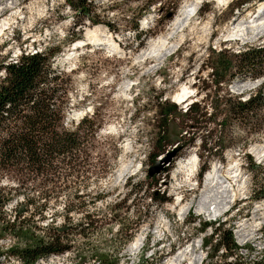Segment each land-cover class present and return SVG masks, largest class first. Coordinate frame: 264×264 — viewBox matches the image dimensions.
I'll return each mask as SVG.
<instances>
[{
	"label": "rangeland",
	"instance_id": "374dc122",
	"mask_svg": "<svg viewBox=\"0 0 264 264\" xmlns=\"http://www.w3.org/2000/svg\"><path fill=\"white\" fill-rule=\"evenodd\" d=\"M11 1L5 0L4 5L12 7ZM259 1L264 2L232 0L222 7L206 0L191 10L179 27L173 24L174 18L188 0H94L91 15L99 18L94 24L68 8L64 0L16 1L23 14L0 35V60L14 61L22 52L58 46L51 63L69 78L66 127L71 129L84 116L92 120L97 136L91 161H102L106 166L105 172L93 167L78 178L68 172L63 191L45 205L42 224L52 218L59 222L66 215L74 250L50 255L35 264H79L76 251L86 257L81 264H98L95 254L109 259L116 255L117 264H163L184 249L191 261L203 264L202 237L210 229L200 232L198 217L224 221V228L232 230L247 261L264 253V199L252 198V172L247 168V155L256 163L264 162V132L246 136L238 124L230 122L227 137L211 150L212 157L202 173L203 179L210 171L213 179L199 182L198 175L202 165L198 154L214 143V132H209L213 125L207 121L208 113L203 115L216 97L208 55L213 49L235 53L248 44H264L263 23L246 29L243 35L230 33L234 26L256 19L253 12ZM11 13L5 11L0 19ZM75 21H80L81 27L72 36L78 31ZM136 23L140 39L131 28ZM167 34L168 43L163 48L140 58L152 39ZM105 39H109L107 43ZM173 45L175 48L168 51ZM163 53L166 58L158 60ZM260 82V78L235 75L223 87L246 97ZM183 85L189 88L185 103L199 104L201 116L193 120L182 114V104L173 97ZM217 93L220 96L222 91ZM165 99L176 103L177 108L167 117L168 140L160 144L156 126L163 122ZM185 124L189 133L178 141L180 125ZM160 148L163 150L152 160ZM174 150L164 169L149 177L148 169L154 162ZM192 155L195 161L186 165ZM122 170L126 174L120 175ZM12 177L16 178L13 174L3 176L2 183L16 185ZM96 191L105 196L91 204L89 198ZM233 191L235 197L230 198ZM33 193L28 196L35 204L41 203ZM15 200L6 204L5 211L11 213ZM17 200H21L20 195ZM81 200L93 210L98 226L85 235L74 228L80 220L86 221L77 205ZM202 203L205 209L201 211ZM63 204H69L67 212H63ZM122 232L131 236L125 238ZM137 236L141 239L131 246ZM16 243L11 237L0 239L1 247ZM0 264L19 262L1 257Z\"/></svg>",
	"mask_w": 264,
	"mask_h": 264
},
{
	"label": "trees",
	"instance_id": "16d2710c",
	"mask_svg": "<svg viewBox=\"0 0 264 264\" xmlns=\"http://www.w3.org/2000/svg\"><path fill=\"white\" fill-rule=\"evenodd\" d=\"M64 2L80 16L88 17L91 23L99 21L98 17L91 15L94 0ZM74 26L78 27V31L72 32V36L79 33L80 21H75ZM131 28L136 31L137 39H140L138 24ZM144 37L138 42L139 45ZM58 50V46H53L31 53L22 52L14 61H7L5 57L0 60V239L11 237L17 242L9 247L0 246V258H15L19 264H35L37 260L50 255L74 250L66 215L59 222L52 218L42 224L45 205L52 196L63 191L68 172L78 178L93 167L106 171L105 162L94 164L91 161L97 136L95 123L84 116L71 129L66 127L69 78L62 71L54 69L51 63ZM208 58L209 76L216 97L209 102V110L203 115L208 113L207 121L213 125L209 132H214V143L210 147H203L198 154L202 163L198 171L199 182L212 157L211 150L227 137L230 122L238 124L246 136L264 132V44H248L235 53L228 52L226 48L213 49ZM235 75L260 78L261 82L246 97H242L224 89ZM219 91H222L220 96L217 93ZM205 96L210 94L205 93ZM163 104L166 108L163 122L156 126L160 144L168 140L167 117L177 108V104L168 99ZM200 113L196 101L182 112L189 120L195 119L198 114L201 116ZM187 127V124L180 125L178 141L189 133ZM161 148L152 154V160L163 150ZM247 157V168L252 172L251 196L253 199H264V162L256 163L250 156ZM12 174L16 177H12L16 185L2 183L3 176ZM87 177L84 176V179ZM30 192H36L41 203L35 204V200L28 196ZM19 195L21 200H17ZM104 196L102 191H96L89 201L94 204ZM76 197L81 196L76 194ZM13 198L16 199L15 204L11 213H8L5 211L6 204ZM77 203L86 221L80 220L74 228L78 234L85 235L86 231L89 233L98 227L97 219L83 200ZM69 208V204L62 205L63 212ZM197 224L200 232L210 229V233L202 237L205 251L203 264H264V253L258 259L248 261L240 254L241 246L235 242L232 230L224 228V221L220 222L219 218L202 220L198 217ZM121 231L122 228L119 229ZM121 234L125 238L131 236L128 233ZM246 248L251 249L250 246ZM95 256L98 264L118 262L116 255L110 259L104 254ZM75 257L79 264L86 261L82 252L76 251Z\"/></svg>",
	"mask_w": 264,
	"mask_h": 264
},
{
	"label": "bare ground",
	"instance_id": "6f19581e",
	"mask_svg": "<svg viewBox=\"0 0 264 264\" xmlns=\"http://www.w3.org/2000/svg\"><path fill=\"white\" fill-rule=\"evenodd\" d=\"M17 0H12L11 4L12 7L4 5L5 4V0H0V18L3 15V13L7 10H12V13L8 16V17H2V19H0V35L9 27H11V24L14 22V20L19 19V17L21 16V14H23V12H21L20 8L17 6L16 4ZM206 0H188L187 4H183L181 6V8L178 11V14L176 15V17L174 18V22L173 24L178 25V27L184 22L186 21L187 17L190 14L191 10L196 9L201 3H203ZM219 6H225L228 3H230L232 0H214ZM186 3V2H185ZM257 10H262L261 12L258 11H254L253 13L256 14L255 18L249 22H246L247 25L245 26H241V25H237L234 26L232 28V30L230 31V33H234V34H238V35H243L246 33V29H249L250 27H253L257 24H264V2H260L258 3V5L256 6ZM145 21V19H143V22ZM180 23V25L178 24ZM251 29V28H250ZM96 40H100V37H96ZM168 34L162 37H156L154 39H152L149 43H148V47L143 51V53L140 54V58L141 59H146L147 57L153 55V53L157 50V49H161L164 47L165 44L168 43L167 39H168ZM102 39V38H101ZM109 39H105L103 40L105 43L108 42ZM113 47H115L113 45ZM175 48V45L171 46V48L168 49V51H170L171 49ZM164 53L163 55L159 56L158 60L160 59H165L164 57ZM174 100L176 103H180V104H184L185 102L188 101L189 99V88L186 87L185 85L181 86V88L179 90H177L174 94H173ZM193 156V155H192ZM190 158H187L186 160V165L187 164H191L195 161V156ZM211 173L210 171L205 173L208 174ZM120 175H124L125 170L119 171ZM225 176V175H224ZM228 176H225V179H227ZM204 181L207 180L210 181V178H205L203 179ZM228 180V179H227ZM205 183V184H206ZM231 183V182H228ZM235 197V192L233 191L232 196H230V198H234ZM204 201V199H203ZM201 211L204 208V204H201ZM140 236H137L131 243L130 245H137V243L140 240ZM187 250L184 249L182 250L180 253H178L175 256L170 257L169 259H167L163 264H180V263H184V264H195L194 259L191 261L190 257H187Z\"/></svg>",
	"mask_w": 264,
	"mask_h": 264
},
{
	"label": "water",
	"instance_id": "95a60500",
	"mask_svg": "<svg viewBox=\"0 0 264 264\" xmlns=\"http://www.w3.org/2000/svg\"><path fill=\"white\" fill-rule=\"evenodd\" d=\"M170 15V14H168ZM233 88L235 86H232ZM190 103V101L188 102V104ZM187 104V105H188ZM178 150V149H177ZM176 152V150H174L173 152L169 153L166 157L156 160L154 162V164L148 169V176H152L153 174H156L158 172H160V170L164 169L165 164L170 160V157Z\"/></svg>",
	"mask_w": 264,
	"mask_h": 264
}]
</instances>
